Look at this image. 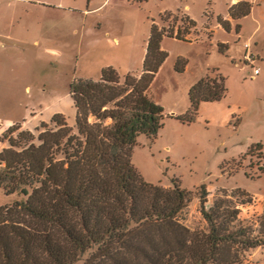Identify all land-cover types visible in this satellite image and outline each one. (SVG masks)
I'll return each instance as SVG.
<instances>
[{"label": "trees", "instance_id": "16d2710c", "mask_svg": "<svg viewBox=\"0 0 264 264\" xmlns=\"http://www.w3.org/2000/svg\"><path fill=\"white\" fill-rule=\"evenodd\" d=\"M252 8L242 1L230 15L241 19ZM162 18L169 25H152L141 73L122 78L107 67L98 81L72 83L76 130L56 114L36 132L15 125L1 138L8 146L0 149V187L27 200L0 207V264H253L251 252L264 246V204L250 218L233 202L253 205L245 191L224 192L207 207L203 190L207 226L192 231L181 220L194 194L175 181L172 188L150 184L132 163L139 137L153 140L164 126V110L150 94L169 57L163 40L185 41L196 28L188 16ZM226 94L220 75L204 76L189 93L188 113L177 119L194 122L203 103Z\"/></svg>", "mask_w": 264, "mask_h": 264}, {"label": "rangeland", "instance_id": "374dc122", "mask_svg": "<svg viewBox=\"0 0 264 264\" xmlns=\"http://www.w3.org/2000/svg\"><path fill=\"white\" fill-rule=\"evenodd\" d=\"M242 1L254 5L255 17H231V7ZM260 8L257 0H0V149L8 146L1 138L12 126L36 132L56 114H63L76 130L72 83L98 81L107 67L122 78L141 73L152 25L167 27L162 18L166 13L188 16L196 28L185 41L164 38L162 48L169 57L150 89L164 110V126L153 140L139 137L132 163L146 182L172 188L175 181L194 194L181 220L192 231L207 226L201 213L203 190L209 193L205 198L210 207L224 192L241 189L253 205L233 202L243 216L259 215L264 148L250 149L264 146V78H250L252 68L244 62L237 67L233 48H240L245 41L241 37L247 39L255 28ZM89 14L100 19L102 36L90 34ZM221 18L230 22V30L220 24ZM207 29L215 35L209 37ZM227 41L233 47L220 48ZM260 66L264 68V59ZM217 74L225 80L226 97L203 103L194 122L178 120L190 109L191 89L204 76ZM26 200L0 187V207ZM250 255L253 264H264V246Z\"/></svg>", "mask_w": 264, "mask_h": 264}, {"label": "crops", "instance_id": "0c3cea01", "mask_svg": "<svg viewBox=\"0 0 264 264\" xmlns=\"http://www.w3.org/2000/svg\"><path fill=\"white\" fill-rule=\"evenodd\" d=\"M263 2H264V0H257V3H259V7H261V8L259 10L260 16L258 18H255V22H254L255 28L248 33L247 39H245V37H241L240 41H243V40H245V41H244L243 45H240V48H233V52L235 53V56H233L235 58L234 62H235L237 67H241L242 63L244 62V56L248 52L255 57L254 66L261 69L260 75L256 78L258 80L260 78H262V79L264 78V68H261V66H260V62H263V59H264V9H262ZM103 4H105V3H103ZM103 4L100 7L94 9L93 11L96 13V11H98L103 6ZM256 11L257 10L254 8V5H253V8H252L250 15L254 14V17H255ZM91 15H93V14H89L88 18H87V22L92 24V29L90 30V34L94 35V36H102L103 35V29H102V26L100 24V19L95 17V16H91ZM249 16H247V17H249ZM247 17H244V18H247ZM218 26L219 27H217L216 29L220 30L221 26L220 25H218ZM231 27H232V25L229 22V30L231 29ZM240 29H241V27H239V30ZM206 32L209 35V37H213L215 35V31L212 29H207ZM190 35H191V33L188 36H190ZM115 40L118 41L119 37L118 36L115 37ZM253 43H255V48H257L255 50L253 48ZM246 44L250 45L249 50L246 49V47H245ZM233 45H234L233 42L227 41V42L221 43V46H222L221 48L224 49V48L228 47V49H231L233 47ZM237 49H240V50H237ZM258 49H259V51H257ZM145 54H146V47H145ZM241 54L242 55L244 54L243 57ZM245 65H247V64L245 63Z\"/></svg>", "mask_w": 264, "mask_h": 264}, {"label": "built area", "instance_id": "2783aa9c", "mask_svg": "<svg viewBox=\"0 0 264 264\" xmlns=\"http://www.w3.org/2000/svg\"><path fill=\"white\" fill-rule=\"evenodd\" d=\"M246 49H250V45L249 44H246L245 45ZM244 62L248 65V66H251L252 68V71L248 73V76L252 79H256L260 73H261V69L258 68V67H255L254 66V62H255V57L250 54L249 52L244 56Z\"/></svg>", "mask_w": 264, "mask_h": 264}]
</instances>
